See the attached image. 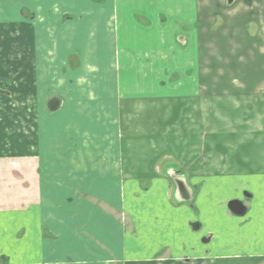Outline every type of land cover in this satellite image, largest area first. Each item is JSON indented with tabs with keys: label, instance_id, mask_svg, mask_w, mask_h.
<instances>
[{
	"label": "crops",
	"instance_id": "0c3cea01",
	"mask_svg": "<svg viewBox=\"0 0 264 264\" xmlns=\"http://www.w3.org/2000/svg\"><path fill=\"white\" fill-rule=\"evenodd\" d=\"M7 6L16 7L11 30L29 26L22 9L43 19L52 7L48 24L66 11L83 26L40 33L44 45L55 33V50L32 34L43 67L0 64V102L20 98L21 85L34 101L30 115L0 108V264H264V175H243L236 160L228 172L187 176L174 161L166 171L162 157L151 178L125 179L120 132L121 102L200 97L213 87L209 74L201 84V67H228L231 55L264 67V0ZM209 24L240 30L215 63L199 37ZM232 200L243 217L227 209Z\"/></svg>",
	"mask_w": 264,
	"mask_h": 264
},
{
	"label": "rangeland",
	"instance_id": "374dc122",
	"mask_svg": "<svg viewBox=\"0 0 264 264\" xmlns=\"http://www.w3.org/2000/svg\"><path fill=\"white\" fill-rule=\"evenodd\" d=\"M5 1L16 2L22 9L28 0ZM7 3L0 7V50L4 49L2 40H9L3 50V58L0 54V64L7 62V67L12 64L17 66L18 63L21 67H43V54L33 53L35 46L55 50L57 39L55 33L51 32V39L45 40L44 45L38 35L44 31L60 32L63 28L67 31L83 26L79 25V18L75 14L66 11L59 14L55 23L48 24L56 11L53 7L42 13L45 19L41 20V14L22 9L21 16L29 26L24 27L23 23L15 25L19 32V38H16L17 32L11 30L15 20L8 18L15 16L16 7L7 6ZM44 21L46 24L39 25ZM195 28L198 29L197 24ZM237 28L240 32L238 25L229 29L233 34H226L219 24H209L200 33L203 47L210 44L206 50L213 63L217 55L225 53V46L231 47L230 41L237 35ZM246 30L252 33L254 27L246 26ZM32 34L37 37L35 46ZM10 42L18 49L11 50ZM14 55L16 57L12 59ZM78 55L76 53L74 56ZM236 56L239 54L230 56L228 67H201V84L204 82L203 76L209 74L207 84L213 87L204 90L201 86L203 92L200 97L160 101L138 99L120 103L122 177L138 174V179H149L157 170L155 164L162 157L160 166H165L166 171L171 167L168 163L174 161L187 176L228 172V165L236 160L244 164L234 166L243 175H264V67H243ZM62 61L58 67L67 66L63 58ZM166 80L163 85L169 83ZM23 86H19L21 90L17 95L20 98L14 95L10 101L0 102V108L13 113L24 111V114L30 115L33 111L31 101H34L31 98L30 101L25 100L27 90ZM45 97L47 94L39 99L41 107ZM7 131H12V128ZM115 214L118 215L117 212Z\"/></svg>",
	"mask_w": 264,
	"mask_h": 264
},
{
	"label": "water",
	"instance_id": "95a60500",
	"mask_svg": "<svg viewBox=\"0 0 264 264\" xmlns=\"http://www.w3.org/2000/svg\"><path fill=\"white\" fill-rule=\"evenodd\" d=\"M227 209L229 212L236 217H243L246 214V207L239 200H232L228 202Z\"/></svg>",
	"mask_w": 264,
	"mask_h": 264
}]
</instances>
